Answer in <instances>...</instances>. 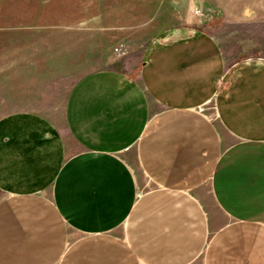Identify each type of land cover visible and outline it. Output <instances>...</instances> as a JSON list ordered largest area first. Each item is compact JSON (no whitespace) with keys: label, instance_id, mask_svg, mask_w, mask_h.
<instances>
[{"label":"crops","instance_id":"obj_1","mask_svg":"<svg viewBox=\"0 0 264 264\" xmlns=\"http://www.w3.org/2000/svg\"><path fill=\"white\" fill-rule=\"evenodd\" d=\"M185 2L57 117L0 118V264H264V0Z\"/></svg>","mask_w":264,"mask_h":264},{"label":"rangeland","instance_id":"obj_2","mask_svg":"<svg viewBox=\"0 0 264 264\" xmlns=\"http://www.w3.org/2000/svg\"><path fill=\"white\" fill-rule=\"evenodd\" d=\"M185 5L0 0V118L11 111L57 117L77 80L98 70H129L151 38L181 24Z\"/></svg>","mask_w":264,"mask_h":264}]
</instances>
